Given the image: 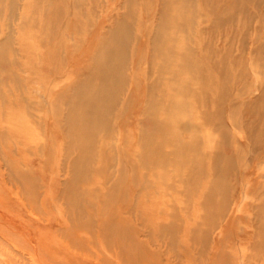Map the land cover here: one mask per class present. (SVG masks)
<instances>
[{
  "label": "rangeland",
  "instance_id": "374dc122",
  "mask_svg": "<svg viewBox=\"0 0 264 264\" xmlns=\"http://www.w3.org/2000/svg\"><path fill=\"white\" fill-rule=\"evenodd\" d=\"M10 1L3 0L0 12V42L8 33L12 35L5 60L0 62V264H264V237L255 231L252 209L264 187V154L256 147L253 133L232 123L237 118L264 128V113L245 118L239 113L231 118L229 111L233 103L255 98L254 84L264 87V0H193L182 12L183 18H193V27L185 34H176L198 55L217 61L222 73L211 69V74L229 89L223 119L238 143L222 149L232 157L234 166L226 182L230 191L224 213L201 206L202 191L209 185L206 180H199L187 193L186 183L178 177L187 168L169 165L164 169L134 161L139 149L134 139L139 127L131 123L137 115L134 101L147 96L144 89L152 76L146 63L138 68L136 61L149 55L148 37L143 32H153L161 0H15L16 14L8 26ZM232 3L237 4L234 13L229 11ZM216 6L220 11L212 15L210 9ZM22 12L25 30H19ZM47 12L50 26L44 24ZM128 13L136 23L134 35L145 41L133 46L126 70L129 79L121 101L128 96L131 104L113 119L116 131L103 134L98 141L102 151L110 148L114 158L108 161L107 152L100 153L96 165L109 168L112 176L89 171L88 179L66 186L72 173L65 160L72 158L66 156L63 129L54 121L55 98L75 78L74 70L88 64L93 54L91 44L108 23ZM99 25L102 30L98 31ZM258 56L261 63L254 60ZM225 72L230 79H224ZM240 75L243 80L238 82ZM57 76L60 81H53ZM180 78L192 81L186 72ZM138 82L140 90L132 93ZM196 84L192 82L194 87ZM163 89L168 87L164 84ZM244 90L251 91L239 96ZM209 97L207 102L201 97L188 98L194 106L191 115L169 118L170 124L173 122L166 129L170 138L161 150L169 152L177 140L198 141L200 156L215 149L207 129L199 123L200 110L216 109L213 100L218 96L209 91ZM28 102H39V108H30ZM125 119L128 124L124 127ZM145 130L154 132L148 126ZM260 146L263 150L264 138ZM124 156L129 160L125 181L121 180L123 172L119 173ZM209 171L207 165L205 172ZM111 185L116 188L110 189ZM75 189L78 199L71 194ZM93 190L102 195L93 199L89 195ZM108 191L114 199H106ZM222 201L221 196L216 197L213 207ZM75 205L82 216L73 213ZM110 219L119 229L116 233L104 226ZM170 226L176 233L165 229ZM125 229L129 235L123 233ZM195 230L198 233L193 235Z\"/></svg>",
  "mask_w": 264,
  "mask_h": 264
},
{
  "label": "bare ground",
  "instance_id": "6f19581e",
  "mask_svg": "<svg viewBox=\"0 0 264 264\" xmlns=\"http://www.w3.org/2000/svg\"><path fill=\"white\" fill-rule=\"evenodd\" d=\"M191 3H193V0H161L158 11L154 15L153 32H143V36L147 34L148 37L147 42L150 45L148 49L149 55L147 57L139 56L136 61L137 67L141 68L146 63L148 69L151 70L148 74L151 72L152 76L151 81L144 89H147V96L145 95L143 98L134 101L137 115L136 119L131 123L139 127V133L134 137L139 145L134 161L143 166L154 164L164 169L169 165H175L177 168H187V172H183V174L178 176L186 183L187 193H191L194 190L199 180H206L209 185L202 191L201 206L206 211L218 210L224 213L229 205L230 191V187H228L226 182L234 172V166L232 165V157L226 155L222 149L230 146L234 141L237 142V139L230 134V130L223 119L224 102L230 98L228 95L229 89L216 82L211 74V69L215 70L216 73H222L217 66V61L212 62L209 57L198 55L195 49L187 43H183L182 38L178 40L176 36L178 32L185 34V32H188V28L193 27V18H183L182 13ZM2 6L3 0H0V12L3 9ZM15 9V0H11L8 6V26L16 14ZM236 10L237 4L232 3L229 7L230 13H234ZM210 11L212 15H216L220 9L216 6L212 7ZM55 13L59 14L60 11L55 10ZM20 18L22 22L19 24V30L27 29L24 12H22ZM44 20V24L50 26V14L48 12L44 15ZM135 24L131 13L118 15L111 23H108V27L105 28V31L103 29L100 38L91 44L93 54H91L88 64L83 65L82 69L77 72L74 70V76L72 77L75 78L55 98L54 121L63 129L66 136V156L72 158L70 162L65 160L66 167L72 173V178L68 180L66 186H70L71 183L79 180L88 179L90 177L89 171L92 174L98 173L109 178L112 176V171L109 168L102 169L96 165V159L100 153L106 155L107 152L108 161L114 158L112 153H110V148L107 147L106 151H102L98 141L103 134L112 135L116 131L113 126V119L117 114L119 116V113L123 114L126 112L132 101V98L128 96L123 101H121V98L126 91L129 79L126 70L131 62L132 48L138 42L141 44L142 41H145L140 40L143 38L142 36L139 38L138 35H134L133 28ZM99 30H102L100 25L98 27ZM11 43L12 35L10 32L7 39L4 42H0V62L5 60L4 52L6 47L11 46ZM42 45L48 46L46 42H43ZM254 60L257 63H261L262 58L258 56ZM184 72L192 76L191 82H188L185 78H180V75ZM223 76L226 80L231 77L227 72ZM60 79L61 77L57 76L53 78V81L58 82ZM136 79L140 80V78ZM236 80L240 82L243 80V76L240 75ZM193 81L197 83L196 87L192 85ZM137 84L132 93L140 90L139 82ZM164 84L168 87L167 90L163 89ZM254 86L253 93H256L255 98L230 105L231 118H235L239 113L244 118L248 115H252L250 117L262 116L264 113V87L257 84H254ZM199 89H201L200 92ZM209 91L214 92L218 96L213 100L216 109L214 111H210L208 108L200 110L199 120H201L199 123L207 129L210 138L213 139L212 145L215 149L200 156L197 153L200 145L198 141L192 140L190 143H185L177 140L169 152L161 150L164 147V142L170 138V135L166 133V129L173 122L170 124L169 118L174 115L190 116L194 106L187 99L201 97L207 102L211 99ZM248 91L251 90H244L238 95L242 96ZM28 103V106L32 109H37L40 105L38 104L39 102H36V104ZM243 105H245V108H243ZM162 115L163 118L161 117ZM190 119L193 118L191 117ZM50 120L52 119L50 118ZM190 122L188 123L190 124ZM250 122L252 121L237 120V118L232 120L234 126L244 127L249 133H253L252 136H254L256 147L260 150V153L264 154V148L262 150L260 146V141L264 138V128H258ZM127 124L128 120H123L122 126L125 127ZM146 126L154 132L146 131ZM195 135L197 136V134ZM192 154L197 157H192ZM206 156L208 157L206 158ZM127 161L129 160L125 156L121 160L122 166L119 173L123 172L121 175V180L123 181L127 177ZM207 165L210 168L208 173L205 172ZM163 174L165 177L169 175L168 171ZM132 181H136V178H133ZM111 188L115 189L116 187L111 185ZM64 191L67 194L70 192L68 189ZM72 191L71 194L75 196V199H78L80 197L79 192L76 189ZM65 192L63 193L65 194ZM89 195L94 199L102 195V193L93 190ZM219 196L223 198V201L219 207L216 206L214 208V200ZM105 197L107 200L114 199L109 194V191L105 194ZM95 206L94 204L92 205V211L95 210ZM72 208L74 214L81 215L83 213L76 205ZM252 209L255 231L259 236L264 237V187L260 191L258 203ZM90 219L89 221H91ZM114 223L115 221L110 219L104 222V226L108 231L116 233L119 229L114 227ZM214 223L212 222L211 225ZM165 229L171 234L175 231L171 226ZM123 233L129 235V231L126 229L123 230ZM197 233V230L193 231V235Z\"/></svg>",
  "mask_w": 264,
  "mask_h": 264
}]
</instances>
